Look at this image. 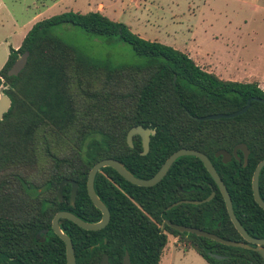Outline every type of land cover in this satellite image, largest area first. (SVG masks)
Segmentation results:
<instances>
[{
	"label": "trees",
	"instance_id": "trees-1",
	"mask_svg": "<svg viewBox=\"0 0 264 264\" xmlns=\"http://www.w3.org/2000/svg\"><path fill=\"white\" fill-rule=\"evenodd\" d=\"M71 25L85 32L118 38L130 45L144 62L140 65L90 69L76 50L62 42L54 29ZM28 52L17 76L7 72ZM10 98L9 111L0 121V264H66L65 246L51 230L56 212L68 211L93 223L100 211L90 201L86 181L100 160L114 159L135 177L149 179L175 151L185 148L205 154L230 195L232 208L249 236L264 238V211L255 203L251 180L264 159V91L253 82L220 79L200 68L185 53L156 41H147L121 22L100 13L64 12L36 22L21 45L9 48L0 69V86ZM249 109L234 118L203 120L208 115ZM136 126L155 131L149 151L141 156V138L126 142ZM238 144L249 150L243 166L232 158L223 164L219 150L232 153ZM77 184L74 204L69 185L57 200L62 180ZM264 202V167L259 175ZM94 190L110 213L99 231H86L61 219L59 226L70 238L76 264H122L125 252L131 264H159L168 236L178 238L207 264H264L253 249L229 247L165 225L194 227L222 239L246 243L231 223L224 200L200 160L178 158L163 179L139 187L112 168H102ZM214 191L213 198L202 201ZM213 255L220 256V259Z\"/></svg>",
	"mask_w": 264,
	"mask_h": 264
},
{
	"label": "rangeland",
	"instance_id": "rangeland-1",
	"mask_svg": "<svg viewBox=\"0 0 264 264\" xmlns=\"http://www.w3.org/2000/svg\"><path fill=\"white\" fill-rule=\"evenodd\" d=\"M247 1L246 4H241L234 1L207 0L206 2L205 0V5L199 2V12L189 21L188 25L192 24L196 27L193 28L195 41H200L202 51L207 53L215 51L214 41L207 37L208 34L203 33L204 29L213 32L209 30V24H213V30H218L231 21L230 29L235 31L241 42H246L247 48L243 54L215 52L214 56H203L185 53L200 68L219 78H225L226 75L218 69L220 67L218 66L220 62L216 63L218 59L222 63L234 61V63L249 64L250 69L256 72H253L254 74L264 75V0ZM140 3V7H136L126 0H0V62L4 59L3 64L5 63L10 45L14 47L22 41L21 35L24 30L20 27L34 16L39 17L36 21L38 22L69 11L79 13L99 11L112 21L124 23L132 33L147 41L153 42L155 38L163 41L167 39L165 33L173 34L172 27L167 22V15L168 8L174 10L175 5L163 3L157 8L155 4H149L148 0ZM210 3L212 10L206 5ZM178 4V12H185L187 15L186 2L181 1ZM157 17L162 18L163 21L155 22ZM183 23L182 26H178L180 29L176 30L179 36L176 38L178 47H185L184 44L194 42L191 39L195 38L186 32L187 22ZM54 33L62 42L74 48L90 69L105 65L111 67L140 65L144 62L134 53L130 45L116 37L95 36L71 25L59 26L54 29ZM4 39H8V42L5 43ZM159 264L207 263L194 250L185 251L178 238L168 236Z\"/></svg>",
	"mask_w": 264,
	"mask_h": 264
},
{
	"label": "water",
	"instance_id": "water-1",
	"mask_svg": "<svg viewBox=\"0 0 264 264\" xmlns=\"http://www.w3.org/2000/svg\"><path fill=\"white\" fill-rule=\"evenodd\" d=\"M29 53L26 51L22 55H20L12 64L10 69L7 72L8 76H17L25 67L27 63ZM5 86H0V121L3 120L4 115L9 111L11 106V100L10 98L4 93ZM253 101H258L264 104V100L258 99V98H252ZM250 101H247L246 106H244L241 110H238L236 112L230 113V114H217V115H208L198 118V120H218V119H228V118H234L241 114H244L250 107ZM155 134V131L152 129H145L142 126H136L131 128L126 136V142L130 148L133 147V137L139 136L141 138V145H142V151L140 152L141 156H145L149 151V142H150V136H153ZM240 151L243 153V166L245 167L247 164L248 156H249V150L247 149L245 144H238L234 147L232 153H229L225 150H219L215 153V157H221L222 163L227 164L232 160V158H235L237 161H239V157L237 155V152ZM181 157H194L201 161L203 164L205 170L209 173L211 178L213 179L216 187L218 188L227 210V214L229 216V219L231 223L233 224L235 230L238 232V234L242 237V239L250 244L253 245V247H250L246 244L234 242L230 240L222 239L212 233H209L207 231L194 228V227H188V226H182L178 224L171 223L167 220H164L161 224V229L164 228L165 225L169 226L170 228L178 231L179 233H188L193 234L198 237L206 238L209 240H213L215 242H218L222 245L229 246V247H238V248H249L256 251L263 259L264 262V238L263 239H256L252 238L248 235V233L244 230V228L241 226L239 221L236 219L232 203L230 199V195L226 189V186L224 185L223 181L217 174L215 168L213 167L211 161L209 158L196 150H189L185 148H181L174 153H172L162 164V166L159 168V170L156 172L154 176H152L149 179H140L135 177L133 174H131L122 163L118 162L114 159H104L100 160L97 163H95L92 168L88 172L87 181H86V190L87 195L92 202L93 206L97 208L101 213V219L98 222H85L84 220L80 219L76 215H74L71 212L68 211H59L57 212L51 221V230L52 232L63 241L65 246V259L66 264H76L75 261V253L73 249L72 242L70 238L61 230L59 226V221L61 219H66L73 224L77 225L79 228L86 230V231H99L103 229L110 220V213L107 209V207L104 205V203L100 200V198L97 196L95 190H94V180L96 177V174L102 169V168H112L114 171H116L123 179L128 181L129 183L139 186V187H151L159 183L163 177L167 174L168 170L171 168L173 163ZM264 167V159L261 160L255 167L252 180H251V188H252V194L253 199L255 203L264 211V202L261 199L259 195V175ZM65 184H71V194H70V203L73 205L77 193V184L74 181L71 180H62L58 187V199H61L62 196V189ZM214 191L210 193V195L205 198L202 201H180L172 204L168 209H171L172 207H175L182 203H190L193 205H199L201 203H205L210 201L214 196ZM215 258L220 259V256L213 255ZM99 264H108V257L107 255H103ZM123 264H131L130 259L128 256V253L125 252V255L123 257Z\"/></svg>",
	"mask_w": 264,
	"mask_h": 264
},
{
	"label": "crops",
	"instance_id": "crops-1",
	"mask_svg": "<svg viewBox=\"0 0 264 264\" xmlns=\"http://www.w3.org/2000/svg\"><path fill=\"white\" fill-rule=\"evenodd\" d=\"M122 1V0H121ZM124 1V0H123ZM143 1L145 2L146 0H126V2H128L129 4L136 6V7H140V2ZM184 1L187 4V15H185V12H178L177 7L179 6L178 2ZM222 2H228V1H234L237 3H243L246 4L248 1L247 0H221ZM149 4H155V6L158 8L160 7V5H162L163 3L165 4H170L171 6L175 5L176 8L174 10L169 9V14L167 22L171 25L172 27V33L173 34H166V40L163 39L160 40L159 38H155L154 41L159 42L161 44L170 46L176 50H179L181 52L184 53H189L192 55H203V56H209V55H213L215 54V52L221 53V54H243L245 52V49L247 48L246 42L244 41H240L239 36L237 37L235 34V31H232V29H230V25H231V21H228V27L224 25L223 28H219L218 30H213V24H209L208 28L209 30L213 31V32H208L207 30L204 29L203 33L204 34H208V38L212 41H214V45H215V51L212 52H205L202 51L201 49V42L200 41H195L196 37L193 35L195 32V26L189 24V21L191 18H195L196 17V13L199 12V5L200 3H205V0L201 1V0H148ZM200 2V3H199ZM203 5V6H204ZM207 8L209 10H212V8H210L211 3L210 4H206ZM168 6V5H166ZM101 13V12H100ZM39 19V17L34 16L32 19L28 20L27 22H25L22 27L23 33L21 35V38H24L27 34V32L31 29V27L36 23V21ZM10 21H12L10 19ZM162 22L163 19L157 17L155 22ZM183 22H187L185 25L186 28V32L190 35H193L195 38L191 39V41L194 42H189V44H184L185 47H178V42L176 41V38L179 37L178 36V32H176V30L180 29L178 26H182V24H184ZM195 24V23H194ZM175 26V27H174ZM194 28V29H193ZM20 31V29L18 30ZM176 36V37H175ZM243 37V36H242ZM8 39H4V42L7 43ZM23 40V39H22ZM190 41V39H189ZM22 41H19L14 47H12V45H10L11 48L13 49H17L20 45H21ZM183 46V45H181ZM8 57V56H7ZM218 59V58H217ZM7 60V59H6ZM4 59L2 60V62H0V67L2 68V64H3ZM6 62V61H5ZM220 62V63H218ZM216 63H218V69H220L221 73H224L226 75L225 78H220L223 80H227V81H237V82H257L260 86V88L264 91V75H256L253 72H255L253 69H250L249 64L246 63H234V61H229V62H223L220 61V59H218V61L216 60ZM4 65V64H3ZM256 73V72H255ZM234 78H232V77Z\"/></svg>",
	"mask_w": 264,
	"mask_h": 264
},
{
	"label": "flooded vegetation",
	"instance_id": "flooded-vegetation-1",
	"mask_svg": "<svg viewBox=\"0 0 264 264\" xmlns=\"http://www.w3.org/2000/svg\"><path fill=\"white\" fill-rule=\"evenodd\" d=\"M66 180H70V179H66ZM71 181H73V180H71ZM60 184V183H59ZM66 185H69V187H70V190H69V193L71 194V184H65L64 186H63V189H64V187L66 186ZM58 187H59V185H58ZM58 187H57V191H56V196H57V200L59 201V202H62L64 199H63V197L61 196V199L59 200L58 199ZM63 189H62V192H63ZM70 194H69V199H70ZM183 201H186V200H183ZM71 204V203H70ZM72 205V204H71ZM57 213V212H56ZM55 213V214H56ZM104 255H106V254H104ZM108 257V256H107ZM109 264V263H108ZM122 264H123V260H122Z\"/></svg>",
	"mask_w": 264,
	"mask_h": 264
}]
</instances>
